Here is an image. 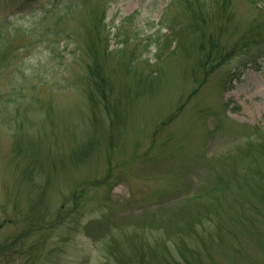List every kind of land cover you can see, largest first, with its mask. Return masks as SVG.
Instances as JSON below:
<instances>
[{"label":"rangeland","instance_id":"obj_1","mask_svg":"<svg viewBox=\"0 0 264 264\" xmlns=\"http://www.w3.org/2000/svg\"><path fill=\"white\" fill-rule=\"evenodd\" d=\"M62 1L5 0L4 6L12 5L0 10V19L11 21L6 29L19 31L0 60V96L10 95L14 81L25 99L41 101L29 115L31 128L17 130L12 115L0 113V264H103L119 227L143 229L152 239L162 231L157 219L163 210L173 219L185 209L194 212L216 175L241 179L252 160L237 153L264 144V64L228 77L225 87L220 78L233 63L202 81L196 63L205 34H188L193 19L184 0H89L92 14L75 15L72 23L81 26L82 37L91 19L99 20L97 7L105 13L100 24L109 53L100 64L112 87L104 106L87 97V53L62 35L48 37L43 22L30 32L39 23L36 13L56 11ZM22 3L28 9L15 14ZM233 9L248 16L244 4ZM224 23V37L235 40L240 31ZM49 102L55 114L45 120ZM71 113L81 122L58 131V121H68ZM40 123L45 128H36ZM15 140L23 148L34 142V169L30 152L20 155ZM76 141L92 148L76 158L82 150L75 149ZM28 174L44 189L30 184ZM175 197L181 199L170 202ZM235 207L232 201L226 210ZM263 246H255L254 254H264ZM252 250L247 243L246 261ZM256 260L251 264H264V257ZM217 263L233 264L227 256Z\"/></svg>","mask_w":264,"mask_h":264},{"label":"trees","instance_id":"obj_2","mask_svg":"<svg viewBox=\"0 0 264 264\" xmlns=\"http://www.w3.org/2000/svg\"><path fill=\"white\" fill-rule=\"evenodd\" d=\"M4 1L0 0V10L12 5L11 3L4 6ZM87 1L89 0L62 1L60 8L56 11L52 8L50 11L44 10L36 13L41 14L40 19L37 18L39 23L31 26L32 28L38 27L43 22L41 26L48 37L57 38L62 35L65 41L74 44L81 53H87L90 60L85 65L88 83L86 85L88 87L87 97L95 106H104V101L109 96L112 87L100 64V61L107 58L106 54L109 53L108 35L104 32L103 23L100 24L104 21L105 13L97 7L94 14L99 12V20L96 23L95 19L90 18L92 23L89 29H86V34H83L82 37H86L83 40L80 34L81 26L72 23L75 15L82 10L92 14L93 10L89 9ZM239 4L247 6L248 16H244V12L243 14L236 13L233 8ZM25 5L27 4L18 5L20 7L14 13L27 10ZM184 5L193 19L192 29L188 27V34L193 35L195 39L196 33L205 34L204 43L198 46L200 58L196 63L198 72L203 76L202 81L212 75L215 69L232 63L234 64L232 70L229 69L220 78L224 87L228 82V77L231 79L239 77L246 68H254L256 71L262 68L264 64V0H184ZM164 22H168L167 18L161 23ZM224 22L233 25L236 34L240 31L235 40L224 37L225 32L227 33L224 30L226 26ZM10 23L11 21L6 16L0 19V60L3 61L6 59L5 51L12 40L19 35V31L12 35V32L6 29ZM98 24L100 25L96 28ZM35 28L30 32L32 33ZM155 42L159 49V41ZM10 85V97L5 99L0 96V113L12 115V121L17 124V130L21 127H33L35 124H32L29 115L38 98L25 99L14 81ZM40 102L38 101L36 105ZM50 104L49 102L45 108V120L55 114V107H51ZM71 114L68 121H58V131H70V122L73 123L76 119L81 122V115ZM44 125L40 123L36 128L43 129ZM13 136L17 138V132L13 133ZM70 139L74 140L75 137L71 136ZM16 143L19 145V142L16 141ZM33 143L28 140L26 148L19 145L20 155L25 157L24 149L30 152V155L27 154L31 164L30 170L35 168V162L38 160ZM88 144L86 146V143L76 141L75 149L82 150L73 156L78 158L88 152L87 150L92 148L91 142ZM262 155H264V144L261 142H257L254 148L245 147L237 153L238 159L252 160L247 162V168L242 169L244 172L240 175L241 179L237 181L235 176L232 179L225 178L227 174L216 175L219 178L215 182L209 181L207 189L199 194L200 198L203 197V202L196 207L198 209L194 212L185 209L180 213V218L173 219L168 216L170 213L166 212V209L163 210L165 206H159L157 210H163V213L157 220L162 231L158 229V234L152 239H148V234L143 229L135 228V230L124 232L119 227L118 231L111 236V244L106 247L108 253L103 264H218L221 257L226 256L232 260L233 264H236L239 256L244 255L247 243L251 244L253 250L248 255L249 260L246 261L247 253H245L243 260H239V264L247 262L251 264L252 261H257V258L264 257L261 253L254 254L255 246L264 245V156ZM260 158L263 161L259 162L262 169H258L257 160ZM255 164L256 167L253 168ZM26 169L25 171L29 170ZM41 171L40 163L38 173ZM254 173L257 176L255 178L251 177ZM27 179L34 187L44 189L43 185L36 183L37 181L31 175L28 174ZM233 188L235 191L230 192ZM178 198L181 199V197H175L170 202L175 203L179 200ZM232 201L236 207L229 211ZM186 202L188 199L184 201ZM260 204H263V207ZM227 208L229 209L226 210ZM103 229L105 236H109L111 232L106 222Z\"/></svg>","mask_w":264,"mask_h":264}]
</instances>
